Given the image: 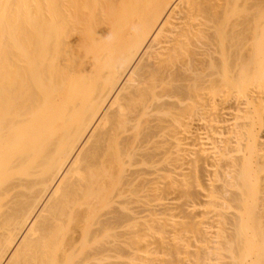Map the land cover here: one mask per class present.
Instances as JSON below:
<instances>
[{
    "label": "bare ground",
    "instance_id": "1",
    "mask_svg": "<svg viewBox=\"0 0 264 264\" xmlns=\"http://www.w3.org/2000/svg\"><path fill=\"white\" fill-rule=\"evenodd\" d=\"M0 264H264V0H0Z\"/></svg>",
    "mask_w": 264,
    "mask_h": 264
}]
</instances>
